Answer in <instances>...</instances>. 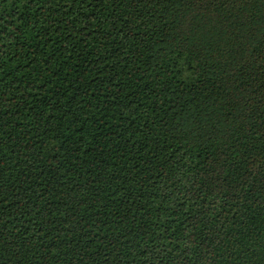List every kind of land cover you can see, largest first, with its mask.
<instances>
[{"label":"trees","instance_id":"16d2710c","mask_svg":"<svg viewBox=\"0 0 264 264\" xmlns=\"http://www.w3.org/2000/svg\"><path fill=\"white\" fill-rule=\"evenodd\" d=\"M0 264H264V0H0Z\"/></svg>","mask_w":264,"mask_h":264}]
</instances>
